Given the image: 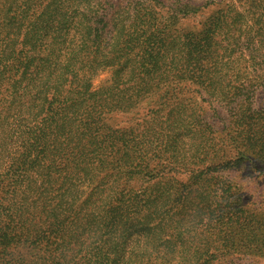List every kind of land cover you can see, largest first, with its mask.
<instances>
[{"label": "trees", "instance_id": "trees-1", "mask_svg": "<svg viewBox=\"0 0 264 264\" xmlns=\"http://www.w3.org/2000/svg\"><path fill=\"white\" fill-rule=\"evenodd\" d=\"M209 2L0 0V264L264 261V213L224 177L264 162V11L180 27Z\"/></svg>", "mask_w": 264, "mask_h": 264}, {"label": "rangeland", "instance_id": "rangeland-1", "mask_svg": "<svg viewBox=\"0 0 264 264\" xmlns=\"http://www.w3.org/2000/svg\"><path fill=\"white\" fill-rule=\"evenodd\" d=\"M208 0H200V2H206ZM227 5H232V10H237L239 13H243L245 16V23L248 28L253 26V20L256 19V15L263 10L264 11V0H210V2L198 11L194 16H191L185 20H182L180 27L185 28L190 31H198L202 24L209 18L214 16L217 11L226 9ZM261 5V6H260ZM248 30V29H247ZM263 56V65L255 67L256 71L264 72V50L261 52L251 51L247 52L249 58L258 56ZM254 68H250L253 72ZM110 72L99 73L92 81L91 85L94 89H98L110 80ZM191 93H187L185 97L190 96ZM156 95H150L145 97L138 106L130 113L120 114L115 117V124L118 128H124L130 125L132 119L145 116L149 111L154 108V102L156 101ZM198 108L201 112L210 113L207 104L198 101ZM249 105V104H248ZM251 108L255 112V116L261 119L260 126L264 131V90H258L255 97L251 101ZM221 109L219 112H223ZM223 117L226 113H223ZM133 123V121H132ZM253 160V161H252ZM252 163H247L248 170L229 172L224 177L231 181H234L241 185L243 189L244 200L247 201L245 208L251 211H262L264 213V162L261 160H256V157L248 160ZM264 264V261H260Z\"/></svg>", "mask_w": 264, "mask_h": 264}]
</instances>
